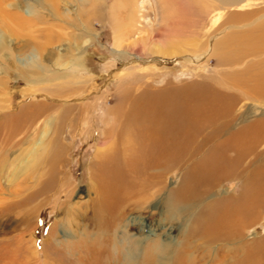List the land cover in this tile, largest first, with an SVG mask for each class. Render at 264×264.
Here are the masks:
<instances>
[{
    "label": "rangeland",
    "instance_id": "obj_1",
    "mask_svg": "<svg viewBox=\"0 0 264 264\" xmlns=\"http://www.w3.org/2000/svg\"><path fill=\"white\" fill-rule=\"evenodd\" d=\"M165 2L0 0V41L7 46L0 52V264H37L33 252L43 250L58 219L52 238L63 242L61 250L51 254V239L38 261L46 254V264H76L74 245L100 236L87 202L101 166H143L136 180L160 177L165 195L206 167H236L240 177L215 174L214 196L238 199L245 185L251 199L258 186L255 198L264 196V21H251L264 19V0L229 7L198 0L197 16L177 37L168 32L178 20ZM228 14L245 17L224 23ZM224 39L230 46L220 47ZM28 56L39 73L28 72ZM46 120L56 132L41 138L39 161L13 174ZM53 137L65 147L54 166ZM51 167L64 177L62 189L42 184L57 178ZM147 167L157 173L147 174ZM145 212L141 218L156 227ZM251 215L235 240H212L206 257L190 252L188 264H245L248 246V262L264 264V206ZM190 227V221L171 227L170 264ZM119 230L112 236L116 253L126 244Z\"/></svg>",
    "mask_w": 264,
    "mask_h": 264
},
{
    "label": "bare ground",
    "instance_id": "obj_2",
    "mask_svg": "<svg viewBox=\"0 0 264 264\" xmlns=\"http://www.w3.org/2000/svg\"><path fill=\"white\" fill-rule=\"evenodd\" d=\"M215 1L218 2V5L221 7L225 5L229 7V5L240 4V2L242 3V1L245 0ZM165 5L171 8L169 13L170 16L178 20V22L172 23L170 24L171 26L168 27L169 34L176 35L173 37L182 35L183 31L188 26L187 23H189V20L194 16H197V14L192 11L196 9L195 7L198 5V0H166ZM195 12H197V10H195ZM243 17L245 16L241 14H228L223 22L228 21L224 23H229L240 21ZM254 17H256V15ZM251 21L263 22L264 19L260 16L253 18ZM18 23L21 24L22 21H18ZM243 38L246 39L245 37ZM244 39L238 38L236 41L237 43H246ZM117 40L118 33L115 36V45L118 47L120 44H118ZM226 40L227 39L222 40L223 43L220 44V47L230 46L232 40ZM257 41L255 40V42ZM6 47V44L3 42L1 43L0 41V52ZM26 60L27 62H32L30 64L31 70L28 72L32 74L39 73V63L34 60L31 61L32 59H30L29 56ZM77 63L75 67L80 65ZM58 77L65 78L66 76L64 74H59ZM19 119L23 120V118ZM19 119L12 124L11 133L16 131L18 122L20 121ZM56 119L59 121L58 117H56ZM61 120L65 121V123L68 121V119L64 117ZM53 126H55V123ZM53 132H56V130L50 129L48 120H46V122L43 123V128L39 135L40 138L32 144L33 146L28 152L24 153L20 163L13 166V174H15V172L20 174L27 171L32 166V163L34 164L39 161V149L43 145L41 138H45L47 134L50 133L53 135ZM10 136L11 134H8V137ZM53 138L54 139L50 143L51 148H54L50 158L52 162L49 161L52 166L58 162L59 154L65 149L64 145H61L56 137ZM142 167L143 166H112L109 168L108 166H101L99 168L97 177L92 179L95 180V185L90 187L94 192V197L88 200L87 206L91 210L89 223H91L92 227L96 230L95 233L100 236L89 244L76 241L79 243V245H74L78 250L75 261L76 264H170L169 248L173 246V242L171 241V227L175 222L186 223L190 221L191 227L187 230L185 245L176 257L175 262V264H188V260L191 261L190 259L193 258L192 255H190V252H198L206 257V254L215 239L228 241L235 240V236L243 231L252 217L251 214L254 207L264 206V196L255 198V195L261 192V186H258V192L256 194L254 193L252 199L251 196L249 197L248 189L245 184L238 199L232 197L233 195L228 198H221V200L218 199L219 197L216 198L214 196L215 179L213 178L215 174H222L223 176L227 175L228 178L240 177L242 169L237 170L238 168L236 167H206V169L202 171H197L194 176L187 177L184 180L182 179L178 186L172 192H168L167 195L164 193L161 194L163 188H160L158 185L160 177L155 178L154 180L149 179L146 183L140 182V179L136 180L137 176L140 175V172H143V170H141L143 169ZM50 169L51 174L57 178L52 180L46 179L42 184H46V186L56 184L62 189L66 185L64 177L61 176L60 178L59 173L54 170L55 168L51 167ZM144 170L147 174L154 175L157 173V170L151 167H147ZM40 181L41 179L39 182ZM247 183L249 182L247 181L246 184ZM160 196L162 198L161 201L159 199ZM154 202H160L159 209L156 206H153ZM87 206H85V208H87ZM147 209L149 210L147 216L148 219H155L157 223L156 227H159V231H161L160 234L159 231L155 229L156 227H152L149 224L147 225L144 218H141ZM38 210H40V208ZM153 211H155V213ZM82 216H84V213ZM168 223L170 224V229L166 231L164 228ZM58 224L59 219L54 222L50 229H48L46 235L47 239L44 241L43 250L41 249V252H33L34 257L37 258V264L40 262L38 261L40 254L43 255V253H46L47 242L53 239L52 233ZM145 226L147 227V231H144L143 229ZM119 229L123 230V235L125 237L124 242L126 244L121 251L116 253V247H114L115 238L113 239L112 236L117 233ZM164 235L165 237L163 238L162 236ZM144 243H149V247L147 248ZM53 244L54 248L51 251V254L57 255L61 250L63 242L55 240L53 241ZM247 248H245L246 256L244 255L247 260L243 258L242 261H247L245 264H257L248 262L250 258H248L249 255L247 253ZM143 249L144 251H148L144 262L140 263L137 259ZM261 249V246H258L256 247V250L254 249L255 252L253 253L260 252ZM44 256L45 258L42 259V263L40 262V264H46L47 260L50 258L46 254H44Z\"/></svg>",
    "mask_w": 264,
    "mask_h": 264
}]
</instances>
